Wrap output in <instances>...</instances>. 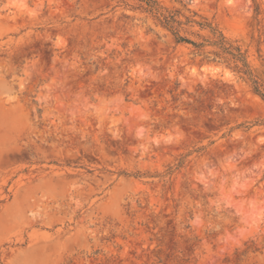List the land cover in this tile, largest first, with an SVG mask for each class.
Masks as SVG:
<instances>
[{
  "label": "rangeland",
  "instance_id": "374dc122",
  "mask_svg": "<svg viewBox=\"0 0 264 264\" xmlns=\"http://www.w3.org/2000/svg\"><path fill=\"white\" fill-rule=\"evenodd\" d=\"M157 1L264 93V0ZM140 5L0 0V264H264V100Z\"/></svg>",
  "mask_w": 264,
  "mask_h": 264
},
{
  "label": "trees",
  "instance_id": "16d2710c",
  "mask_svg": "<svg viewBox=\"0 0 264 264\" xmlns=\"http://www.w3.org/2000/svg\"><path fill=\"white\" fill-rule=\"evenodd\" d=\"M140 9L147 13L157 26L169 33L175 44H186L192 47V51L202 55L208 61L222 63L230 66L242 77L252 83L253 91L264 100V93L255 79H252L250 65L247 61L245 52L240 47L229 41L218 28L206 20L196 22L192 18L184 17L178 10H171L161 6L157 0H139ZM256 15H259V9H255ZM197 25L200 31L207 30V34L192 32L188 27ZM182 34H189L195 37L191 39ZM182 164L179 163L178 167Z\"/></svg>",
  "mask_w": 264,
  "mask_h": 264
}]
</instances>
